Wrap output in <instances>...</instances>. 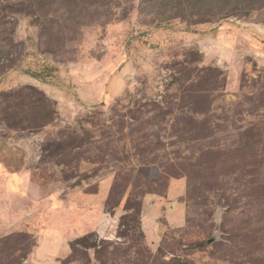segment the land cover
I'll list each match as a JSON object with an SVG mask.
<instances>
[{
	"label": "rangeland",
	"instance_id": "obj_1",
	"mask_svg": "<svg viewBox=\"0 0 264 264\" xmlns=\"http://www.w3.org/2000/svg\"><path fill=\"white\" fill-rule=\"evenodd\" d=\"M0 264H264V0H0Z\"/></svg>",
	"mask_w": 264,
	"mask_h": 264
},
{
	"label": "trees",
	"instance_id": "obj_2",
	"mask_svg": "<svg viewBox=\"0 0 264 264\" xmlns=\"http://www.w3.org/2000/svg\"><path fill=\"white\" fill-rule=\"evenodd\" d=\"M37 78H39V79H40V76H37Z\"/></svg>",
	"mask_w": 264,
	"mask_h": 264
}]
</instances>
